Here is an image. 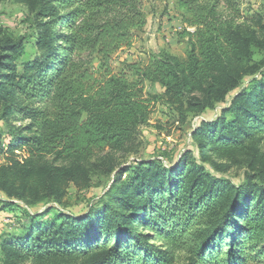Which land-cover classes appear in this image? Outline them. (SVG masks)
I'll return each mask as SVG.
<instances>
[{"label":"trees","instance_id":"obj_1","mask_svg":"<svg viewBox=\"0 0 264 264\" xmlns=\"http://www.w3.org/2000/svg\"><path fill=\"white\" fill-rule=\"evenodd\" d=\"M45 1L52 3L47 10ZM57 1L38 0L33 6L42 4L39 19L52 18L36 23L33 58L22 57L26 38L15 41L4 34L0 40V115L3 120L16 116L21 123L7 150L26 156V161L0 166V190L9 196L62 203L70 183L83 184V162L135 142L156 99L145 94L147 83L164 88L160 98L182 117L212 109L241 90L217 120L196 129L200 159L188 154L176 167L137 161L126 169L133 171L134 180H123L109 193L110 200H118L111 212L117 237L103 242L100 223H75L78 219L69 213L57 211L53 221L45 220L52 206L27 213V230L12 238L11 246L5 240L6 260L12 255L48 259L75 254L93 255L88 264H173L181 248L189 254L188 264H264V186H236L205 167L209 153L228 158L264 136L263 16L245 15L242 0H174L185 24L187 55L163 49L151 52L146 63L125 61L116 68L115 55L132 47L148 22L146 0ZM60 6L67 11L60 13ZM257 51L263 54L259 60ZM95 59L100 62L97 71ZM46 156L73 163L30 166ZM127 188L130 192L120 199ZM131 192L142 203L129 202ZM122 205L131 213L122 211ZM133 222L150 228L172 248L147 245L144 234L138 235L141 246L126 241Z\"/></svg>","mask_w":264,"mask_h":264},{"label":"rangeland","instance_id":"obj_2","mask_svg":"<svg viewBox=\"0 0 264 264\" xmlns=\"http://www.w3.org/2000/svg\"><path fill=\"white\" fill-rule=\"evenodd\" d=\"M38 0H0V40L5 35H9L13 40L19 41L26 38L25 47L27 53L24 58H33L36 52L35 39L37 37V21H49L50 16L40 18L38 9L41 5L33 6ZM242 12L245 15L252 16L259 13L264 20V0H242ZM59 2V0L57 1ZM52 5L44 2V9L47 10ZM144 9L148 14L146 26L138 32V36L133 42V46L120 50L115 55V66L120 68L125 61H140L146 63L151 52H159L167 49L170 53L179 57H185L189 51L188 39L183 37L184 22L182 15L176 3L173 0H146ZM60 13L66 12L65 7L58 8ZM45 13H47L45 11ZM56 16H54L55 18ZM192 30V28H189ZM264 36V33H262ZM262 52L257 51L255 59L262 58ZM100 62L93 61V69H99ZM248 84L246 80L242 87ZM233 91L225 103L217 104L212 109H207L201 113H188L181 116L172 106L162 100L161 94L165 91L159 84L147 83L145 94L156 96L154 100L153 112L150 119L141 125L140 133L135 142L121 151L107 150L99 153L82 165L86 170V178H83L82 185L77 186L70 183L66 189L62 203H57L55 199L40 197L37 201L21 200L17 197L9 196L0 190V264H88L95 257L93 255H63L54 256L48 259H34L32 257L17 258L12 255V260H6V254L3 250L5 240L9 239L8 246L12 244V238L19 237L26 230L31 218L27 213L39 214L43 211L52 210L45 220L53 221L57 211L73 215L79 222H89L93 224L100 223L103 228V242L110 241L117 237L118 232L114 227L113 207L118 206V200H110L109 193H114L115 189L122 186V181H133L132 170H126L137 161L153 162L162 161L165 166L176 167L183 156L190 154L198 157V148L194 133L202 122H213L221 116V110L226 107L231 99L240 91ZM16 116L8 120H3L0 115V166L9 164L17 159L26 161L25 154L20 151H8L10 140L12 139L13 129L20 122L15 121ZM211 161L205 162V167L214 176L222 179H228L236 186L254 184V188L261 189L264 186V136L256 137L248 143L246 149L241 152H233L228 158H220L216 153H209ZM199 161V160H198ZM54 163L57 166H69L73 162H61L53 160V156H46L32 160L30 166L36 168ZM112 187V192H110ZM125 187L123 185L122 189ZM130 192L124 190L119 196L123 199L124 195ZM119 199V200H120ZM129 202L142 203L137 198L135 192L129 194ZM255 202H258L257 196ZM121 201V200H120ZM15 203L14 205H9ZM108 205L109 209L107 211ZM119 208L125 213H129L128 206L122 205ZM150 211L147 213L150 215ZM91 213H95L94 216ZM131 213V212H130ZM137 215L140 212H136ZM139 217V216H137ZM102 223H106L104 227ZM59 227V224H57ZM130 231L126 241L133 240V245L141 246L138 238L139 234L146 235L145 243L153 244L158 249L166 250L172 248L167 241L160 238L158 234L150 228L135 224L130 225ZM97 233H100L97 231ZM79 242V239L73 240V243ZM114 245V243L110 244ZM185 245V244H184ZM173 264H188L189 254L186 250L178 249L174 253ZM139 264V263H138Z\"/></svg>","mask_w":264,"mask_h":264},{"label":"crops","instance_id":"obj_3","mask_svg":"<svg viewBox=\"0 0 264 264\" xmlns=\"http://www.w3.org/2000/svg\"><path fill=\"white\" fill-rule=\"evenodd\" d=\"M174 1V0H173ZM175 2V1H174ZM181 12V11H180Z\"/></svg>","mask_w":264,"mask_h":264}]
</instances>
